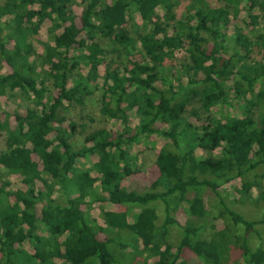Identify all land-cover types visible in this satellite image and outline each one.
I'll return each mask as SVG.
<instances>
[{"label":"trees","instance_id":"1","mask_svg":"<svg viewBox=\"0 0 264 264\" xmlns=\"http://www.w3.org/2000/svg\"><path fill=\"white\" fill-rule=\"evenodd\" d=\"M75 3L0 0V64L10 68L0 74V96L19 91L29 103L25 114L0 118V264H124L116 245L142 252L138 264H264V218L243 217L221 191L237 179L238 201L264 202V0H80L81 25ZM244 10L248 29L230 34ZM134 12L139 26L131 25ZM46 20L50 41L38 52L32 40ZM86 102L122 129H80L67 111ZM150 137L164 144L153 160L159 174L141 192L124 183L134 173L127 148ZM197 149L206 155L198 158ZM88 155L96 156L92 167L78 169ZM7 172L27 188L9 189ZM61 190L65 203L54 197ZM208 195L242 232L212 220V233L203 235L212 217ZM93 202L104 226L82 208ZM107 203L138 211L129 221ZM182 205L184 225L174 214ZM121 230L133 238L122 240Z\"/></svg>","mask_w":264,"mask_h":264},{"label":"rangeland","instance_id":"2","mask_svg":"<svg viewBox=\"0 0 264 264\" xmlns=\"http://www.w3.org/2000/svg\"><path fill=\"white\" fill-rule=\"evenodd\" d=\"M210 3L214 4H221L222 0H208ZM74 10L77 15V23L78 25H81L80 22V16L82 14L83 7L80 3V0H76V3L74 5ZM159 12H163L161 9L158 10ZM252 14L257 13V10L251 11ZM246 11L244 10L238 19H234L231 21L229 25V33L232 34L234 31V28L237 26L243 27L245 30L248 29L247 22L250 20V17L246 15ZM133 20L136 25H141L143 23L142 16L139 12H134L133 14ZM130 27H133L131 26ZM50 26V21L46 20L44 21L40 26H37V34L33 36V45L38 50V52H42V43L41 41H50V35L48 33V28ZM171 32V29H170ZM184 52L180 51L177 53L178 56L183 57ZM10 68L5 64H0V74H3L7 71H9ZM104 71L103 66H101V72ZM29 105L28 101L24 99V97L21 95L19 91H16L14 95L8 96V95H2L0 96V118L2 120H5L6 116L9 114H13L15 111L18 113L25 114L26 113V106ZM229 112L234 113L237 116H240V111L238 109H234ZM67 115L72 117L79 125L84 124L85 129L88 131L101 128L102 126H107L109 129L113 131L121 130L123 127L122 122L116 119L111 118H103L100 116V113L98 112V108L96 105L90 102H86L85 105L82 104H74L72 105L68 111ZM218 116H221V113H218ZM11 117V116H10ZM131 126L134 127V125H137L139 122L138 116L135 114V111L133 110L131 112ZM81 129V127H80ZM164 144V140L161 137H150V138H144L143 140L133 142L128 149L129 155L133 157L134 161V173L130 175V177L124 182L125 186L135 189L137 191H145L151 189L150 186L154 182V180L157 178L159 171L157 166L154 164L153 160L155 158V155L161 148V146ZM3 148V144L0 139V150ZM220 151V148L218 147L215 150V153H218ZM196 155L198 158L203 157L206 155L205 151L202 149L196 150ZM36 159L37 156H35ZM96 161L95 155H88L87 157L79 158L76 162V166L78 169L82 168H90L92 167L93 163ZM40 168L42 169V165H40ZM1 169V168H0ZM3 169L1 170V172ZM43 175L47 176L46 173L43 170ZM92 175L96 176L97 173L95 171H92ZM6 178L9 179V185L8 188L11 190H15L18 188H27V185L22 180L21 176L19 174L15 173H6ZM262 184L264 186V177L262 179ZM99 181H97L94 185L95 190H97L98 193H100L99 189ZM37 186L42 187V182L39 180L37 181ZM239 186V181L237 179L232 180L231 182L223 185L221 187L222 194L225 198L226 203H228L232 208L236 209L237 212H239L243 217L248 219H260L264 218V202L260 205H257L256 207H250L248 204H244L237 199H239V193H237L236 188ZM254 195H258V190L255 188L253 190ZM71 194L69 197H72ZM54 197L56 201L59 203H65L68 196L61 191H57L54 194ZM207 203L208 206H210V214L213 216H218L216 220H214L212 217L205 218V227L203 231V235L206 237H209V235L212 233V226L213 223L215 224V227L217 229L223 228L226 224L230 226L232 229H238L239 232L243 231V227L241 224L239 226H235L231 219L228 218V216L221 214V206L219 203H217V198L214 195H208L207 196ZM157 204V210L159 214V221L163 220L164 217V208L163 205L159 202L155 203ZM83 210L88 215V218L90 221L96 220L98 225L104 226V222L101 216V206L97 202H93L92 204L84 203L82 205ZM105 208L109 210H115V211H127L129 213L128 219L129 221H132L133 213L137 212L138 209L135 207H132L131 209H126L125 206L121 205H115L112 203L105 204ZM175 218L177 221L184 225L188 220V216L185 214L184 205L177 208L174 211ZM213 220V223H212ZM237 227V228H236ZM121 233V239L123 240L124 237H127L129 239L133 238V234L126 230L119 231ZM109 237H116L115 233L108 234ZM101 237L106 236V233H100ZM119 239V237H116ZM181 238V230L174 226L171 228V234L170 239L176 243ZM254 244H257L256 241H254ZM25 247L29 250H32L31 246L26 243ZM133 245H129L126 250H122L118 245L115 246L114 252L118 255V257H122V261L124 264L127 263H133L138 264L140 260L143 259L142 252H138ZM190 264V262L186 263ZM242 264H245V262L242 261Z\"/></svg>","mask_w":264,"mask_h":264}]
</instances>
